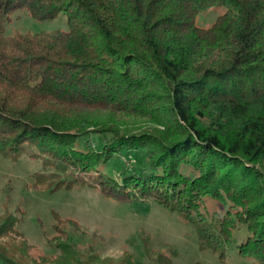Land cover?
I'll return each instance as SVG.
<instances>
[{
  "label": "trees",
  "instance_id": "trees-1",
  "mask_svg": "<svg viewBox=\"0 0 264 264\" xmlns=\"http://www.w3.org/2000/svg\"><path fill=\"white\" fill-rule=\"evenodd\" d=\"M211 7L225 12L199 27ZM17 10L69 29L6 36ZM0 154L40 160L53 190L151 200L222 261L239 234L264 264V0H0ZM16 222L0 213V264L97 258L60 235L34 255Z\"/></svg>",
  "mask_w": 264,
  "mask_h": 264
},
{
  "label": "rangeland",
  "instance_id": "rangeland-1",
  "mask_svg": "<svg viewBox=\"0 0 264 264\" xmlns=\"http://www.w3.org/2000/svg\"><path fill=\"white\" fill-rule=\"evenodd\" d=\"M224 12L223 7L202 10L196 24L209 27ZM3 29L6 36H16L67 31L69 26L64 13L37 20L26 10H17ZM38 173L47 177L54 171L44 169L40 160L0 154V213L6 211L17 218L16 226L34 246V255L53 253L49 240L60 235L72 238L83 256L95 254L93 264H153L159 256L173 264H257L238 255L239 234L222 261L209 249L200 248L191 224L151 200L118 203L88 186L53 190L37 183ZM223 210L218 202L205 201L207 214H222Z\"/></svg>",
  "mask_w": 264,
  "mask_h": 264
}]
</instances>
